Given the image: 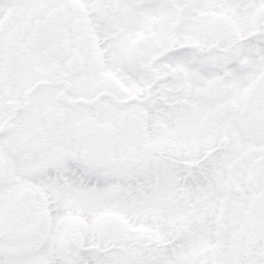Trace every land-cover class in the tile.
<instances>
[{
	"label": "snow or ice",
	"instance_id": "obj_1",
	"mask_svg": "<svg viewBox=\"0 0 264 264\" xmlns=\"http://www.w3.org/2000/svg\"><path fill=\"white\" fill-rule=\"evenodd\" d=\"M0 264H264V0H0Z\"/></svg>",
	"mask_w": 264,
	"mask_h": 264
}]
</instances>
